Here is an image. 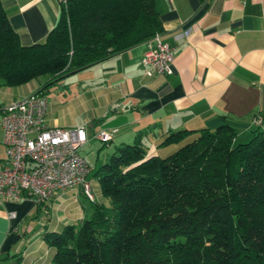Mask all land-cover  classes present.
Segmentation results:
<instances>
[{
	"label": "trees",
	"instance_id": "obj_1",
	"mask_svg": "<svg viewBox=\"0 0 264 264\" xmlns=\"http://www.w3.org/2000/svg\"><path fill=\"white\" fill-rule=\"evenodd\" d=\"M162 30L154 0H68L44 42L22 46L0 2V82L48 76L45 95ZM235 138L223 124L170 134L161 145L187 142L164 158L140 137L117 147L93 174L109 204L43 234L54 264H264V127Z\"/></svg>",
	"mask_w": 264,
	"mask_h": 264
},
{
	"label": "crops",
	"instance_id": "obj_2",
	"mask_svg": "<svg viewBox=\"0 0 264 264\" xmlns=\"http://www.w3.org/2000/svg\"><path fill=\"white\" fill-rule=\"evenodd\" d=\"M63 1L68 0H0L22 46L44 42L58 21ZM154 3L163 29L161 39L175 47L170 76H145L141 66L143 43L67 77L75 82L78 96L92 102V107L73 122L56 116L54 104L48 100L45 124L59 128L86 124L87 145L98 142L93 139L97 131L117 130L110 143L102 144L109 151L102 164L117 147L131 144L137 137L148 156H159L170 147L161 145L164 139L182 130L213 131L229 124L236 131L235 143H244L256 129L252 125L255 116L262 118L264 127V0ZM41 84L31 81L6 87L0 82V119L7 105L35 93ZM2 141L0 128V162L5 158ZM101 150L95 155L94 166L88 163V178L96 193L95 202L108 204L93 177L102 165ZM83 198L77 189L57 194L39 208L31 197L6 201L0 206V264H54V250L43 234L59 232L89 218L93 203L88 201L87 216L89 209ZM43 207L57 218L33 233L30 219L34 214L38 217ZM10 214L15 215L13 219Z\"/></svg>",
	"mask_w": 264,
	"mask_h": 264
},
{
	"label": "built area",
	"instance_id": "obj_3",
	"mask_svg": "<svg viewBox=\"0 0 264 264\" xmlns=\"http://www.w3.org/2000/svg\"><path fill=\"white\" fill-rule=\"evenodd\" d=\"M144 45L141 66L145 76H170L175 47L162 41L160 34ZM47 111V97L37 93L3 109L0 128L5 158L0 162V206L26 197L45 204L57 194L77 189L86 200L95 202L88 178L91 167L80 153L90 140L88 126L49 127L45 124ZM262 124L260 116L252 119L254 127ZM116 133V129L97 131L93 139L108 144ZM14 216L10 214L9 218Z\"/></svg>",
	"mask_w": 264,
	"mask_h": 264
},
{
	"label": "rangeland",
	"instance_id": "obj_4",
	"mask_svg": "<svg viewBox=\"0 0 264 264\" xmlns=\"http://www.w3.org/2000/svg\"><path fill=\"white\" fill-rule=\"evenodd\" d=\"M68 78L62 79L58 81L56 85L50 87L49 91L45 93V96L50 101V103L53 102L56 116L61 117L62 120H65L67 122H73L72 120L82 115L84 110L92 107V102H88L86 97L78 96L79 93L76 91L75 82L73 80H68ZM48 79H49L48 76H43L38 80L32 81V83L35 82L43 83ZM185 142H187V140L177 145L175 144L170 145L169 148L160 151L159 157L164 158L169 156L170 154L175 152L178 148H180L182 145H184ZM239 142L240 141L237 140L235 144H239ZM99 149H102L100 151V159H99L101 165L102 162H104L103 160L105 158V155L107 154V152H109L107 145L103 146L101 142H93L91 144H88L86 147H84V149L81 150V154L84 155L85 159L88 161L90 165H92V167L94 166L95 155ZM93 194L96 195V193L94 192ZM82 202L83 204H85V208L89 209L87 210L86 213V215L89 216L90 215L89 202L88 200L85 199V197L83 198ZM49 214H51V216ZM51 218L56 220L57 216H55L53 213L47 212V210L44 207L41 213H39L38 217L37 216L35 217L34 214V216H32L30 219V223L35 229L33 233L40 231L42 226L48 224L51 221Z\"/></svg>",
	"mask_w": 264,
	"mask_h": 264
},
{
	"label": "water",
	"instance_id": "obj_5",
	"mask_svg": "<svg viewBox=\"0 0 264 264\" xmlns=\"http://www.w3.org/2000/svg\"><path fill=\"white\" fill-rule=\"evenodd\" d=\"M9 264H17L16 262H13V263H9Z\"/></svg>",
	"mask_w": 264,
	"mask_h": 264
}]
</instances>
